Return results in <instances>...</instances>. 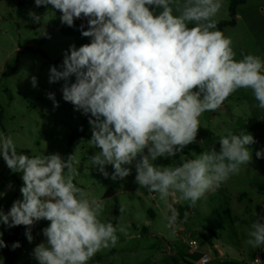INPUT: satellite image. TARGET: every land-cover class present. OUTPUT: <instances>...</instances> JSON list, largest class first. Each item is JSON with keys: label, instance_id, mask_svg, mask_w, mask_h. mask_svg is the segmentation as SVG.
Returning a JSON list of instances; mask_svg holds the SVG:
<instances>
[{"label": "clouds", "instance_id": "clouds-1", "mask_svg": "<svg viewBox=\"0 0 264 264\" xmlns=\"http://www.w3.org/2000/svg\"><path fill=\"white\" fill-rule=\"evenodd\" d=\"M37 6L51 5L69 27L87 18L81 34L91 42L64 53L63 70L50 68L49 83L65 81L63 99L74 109L90 114L88 141L99 149L89 157L92 167L106 178L105 165H112V180L124 179L135 161V181L149 193H158L170 216L178 212L169 197L194 207L206 193L220 187L242 165L252 161V134L228 132L220 138L219 151H203L195 158L181 156L175 166H160L159 157H173L196 141L199 117L216 111L238 89H251L264 109V60L246 55L237 61L230 38L216 29L213 17L221 0H186L179 15L172 0H35ZM156 9H162L158 14ZM34 23L42 17L30 12ZM192 23L194 26L189 27ZM75 82L69 84V78ZM36 87L37 78L32 77ZM48 99L58 107L55 94ZM94 118V119H93ZM145 150L147 153L145 154ZM0 156L12 172H21L22 199L13 202L0 222L8 227L31 226L49 221L43 229L46 243L33 250L39 264H88L103 249L115 247L122 226L102 222L104 201L90 198L74 181L76 160L59 153L25 155L17 152L10 135L0 134ZM139 157V159H138ZM264 158V150L256 152ZM124 211L120 208V212ZM251 225L247 244L264 248V223ZM0 233V237H2ZM7 247L0 239V248ZM12 249L20 247L19 242ZM207 260V257H205ZM254 264H261L259 258Z\"/></svg>", "mask_w": 264, "mask_h": 264}, {"label": "rangeland", "instance_id": "rangeland-1", "mask_svg": "<svg viewBox=\"0 0 264 264\" xmlns=\"http://www.w3.org/2000/svg\"><path fill=\"white\" fill-rule=\"evenodd\" d=\"M232 1L221 0L222 6L213 17L215 24L230 19ZM185 2L172 0L174 15L180 14L177 8L182 9ZM236 9V25L224 29V36L232 41L234 58L239 61L246 55H254L264 60V0H247ZM160 11L156 9L157 14ZM30 12L46 16L41 23H34ZM60 17L59 10L51 5L37 6L35 0H0V134L10 135L17 152L28 156L59 153L65 159L69 135L88 116L63 99L65 81L49 83L50 68L56 66L63 70L64 53L71 45L79 48L91 42L90 37L82 36L81 26L69 27ZM85 20L83 30L86 31L88 21ZM192 26L190 23L189 27ZM33 76L37 78L36 87L32 86ZM74 82L75 76L70 77L68 83ZM48 93L55 94L58 107L48 99ZM258 103L251 89H238L219 109L206 111L199 117L195 142L173 157H159L154 161L160 166H175L181 156L191 159L213 148L219 151L220 138L228 132L237 135L247 132L256 141L249 146L251 163L242 165L238 174L206 193L194 207L190 202L169 197L168 202L178 212L173 224L177 234L168 226L165 214L171 213L159 194L149 193L135 181V161L126 165L131 168L130 175L112 180V165H105L109 173L106 178L90 163L89 157L99 149L89 139L74 142L73 155L79 163L74 165L73 182L90 198L104 201L102 222L111 221L125 229L117 231L115 247L96 253L88 264H194L184 242L189 236L198 240L216 237L215 241L223 247L242 246L247 254L245 264H250L255 252L247 244L250 237L246 239V236L252 223L264 217V158L256 157L257 151L264 150V109ZM22 186V173L12 172L0 156V211L7 214L13 202L22 199ZM120 208L124 209L122 213ZM260 222L264 223V219ZM49 223L42 219L31 226L30 243L25 235L26 226L10 228L0 222V233L6 238L9 236L5 229L14 228L10 235L20 232V247L15 249L12 264H39L33 250L40 243H46L43 229ZM0 264H5L1 251Z\"/></svg>", "mask_w": 264, "mask_h": 264}, {"label": "crops", "instance_id": "crops-1", "mask_svg": "<svg viewBox=\"0 0 264 264\" xmlns=\"http://www.w3.org/2000/svg\"><path fill=\"white\" fill-rule=\"evenodd\" d=\"M86 118H89V115ZM77 141H75V143ZM65 160H66V155H65ZM112 194L113 193L111 192V195ZM180 210H183V208H180ZM12 230H14V228H12L10 230L5 229V234L10 236V234H11L10 232ZM19 233H15L17 236L16 242H18L20 239ZM248 237L249 236H246V239H248ZM2 238L4 239V238H6V236L0 237V239H2ZM215 240H216V237H212L210 239H208V238L204 239L203 238V239L199 240V242L202 244L201 252H207L212 256V261L210 264H245V262L247 261V257H246L247 254L245 252L246 249H244L242 246H240V248H237L233 245L223 247V246L219 245ZM241 240H239V242ZM262 247H264V246H262ZM259 249H261V251H262V255H261L262 261H263L262 264H264V248H256V249L253 248L255 255H254V259L250 262V264H254V260L257 257ZM192 258L194 259V262H193L194 264H199L200 260H201V253H198L196 256H193ZM174 261L176 262V260H174Z\"/></svg>", "mask_w": 264, "mask_h": 264}, {"label": "trees", "instance_id": "trees-1", "mask_svg": "<svg viewBox=\"0 0 264 264\" xmlns=\"http://www.w3.org/2000/svg\"><path fill=\"white\" fill-rule=\"evenodd\" d=\"M247 0H233L229 9L230 19L221 21L216 24V30L221 31L224 34V29L227 27H233L236 25V16H237V6L244 4ZM89 118H86L82 124L74 129L68 137V146L66 150V159L68 156L73 154V144L79 139H91L92 135V126L88 124ZM145 230V229H143ZM3 239V238H2ZM3 241L7 247L0 248V251L5 256V264H12L15 258V250L12 249V244L17 241L16 234L10 235L7 238H4Z\"/></svg>", "mask_w": 264, "mask_h": 264}, {"label": "built area", "instance_id": "built-area-1", "mask_svg": "<svg viewBox=\"0 0 264 264\" xmlns=\"http://www.w3.org/2000/svg\"><path fill=\"white\" fill-rule=\"evenodd\" d=\"M74 24H77L78 26L84 25L86 26V20L85 18H80V19H75L74 20ZM171 228L173 229V232L175 234H177L176 230L174 229V226L172 225ZM177 236V235H176ZM184 242L187 244L188 247V251H189V255L190 256H196L198 253H201V260L199 264H210L212 261V256L207 253V252H201V247L202 244L199 242V240L189 236L187 239L184 240ZM262 251L261 249H259L258 254H257V258H259V260L261 261V264L263 263L262 261ZM205 257H207V260H205Z\"/></svg>", "mask_w": 264, "mask_h": 264}]
</instances>
